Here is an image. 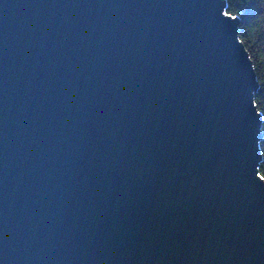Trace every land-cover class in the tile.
I'll return each mask as SVG.
<instances>
[{"label": "water", "instance_id": "1", "mask_svg": "<svg viewBox=\"0 0 264 264\" xmlns=\"http://www.w3.org/2000/svg\"><path fill=\"white\" fill-rule=\"evenodd\" d=\"M223 1L0 0V264H264Z\"/></svg>", "mask_w": 264, "mask_h": 264}, {"label": "trees", "instance_id": "2", "mask_svg": "<svg viewBox=\"0 0 264 264\" xmlns=\"http://www.w3.org/2000/svg\"><path fill=\"white\" fill-rule=\"evenodd\" d=\"M223 9L238 19L239 39L250 56L258 82L253 96L257 110L262 114L259 173L264 178V0H224Z\"/></svg>", "mask_w": 264, "mask_h": 264}, {"label": "rangeland", "instance_id": "3", "mask_svg": "<svg viewBox=\"0 0 264 264\" xmlns=\"http://www.w3.org/2000/svg\"><path fill=\"white\" fill-rule=\"evenodd\" d=\"M254 97V96H253ZM257 108V107H256ZM262 124V123H261Z\"/></svg>", "mask_w": 264, "mask_h": 264}]
</instances>
